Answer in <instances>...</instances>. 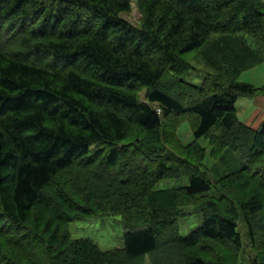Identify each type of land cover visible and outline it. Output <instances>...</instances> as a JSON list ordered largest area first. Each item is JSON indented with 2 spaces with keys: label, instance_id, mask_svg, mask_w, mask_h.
Returning a JSON list of instances; mask_svg holds the SVG:
<instances>
[{
  "label": "trees",
  "instance_id": "obj_1",
  "mask_svg": "<svg viewBox=\"0 0 264 264\" xmlns=\"http://www.w3.org/2000/svg\"><path fill=\"white\" fill-rule=\"evenodd\" d=\"M262 63L264 0H0V264H264V123L235 106ZM109 214L122 247L71 237Z\"/></svg>",
  "mask_w": 264,
  "mask_h": 264
},
{
  "label": "rangeland",
  "instance_id": "obj_2",
  "mask_svg": "<svg viewBox=\"0 0 264 264\" xmlns=\"http://www.w3.org/2000/svg\"><path fill=\"white\" fill-rule=\"evenodd\" d=\"M132 5L133 6L131 11L128 14H124L123 17L126 20H128L130 23L136 24L137 20L139 19V14L134 4ZM257 66H254L248 70L243 71L241 73L242 77L240 81L247 83L246 81H242V80L244 79L247 80L248 74H250V72H253L251 70ZM204 76L205 74L203 72L193 70L185 74L182 77V79L185 82L190 83L192 85L200 86L203 83ZM250 78L251 77H249V79ZM190 134H191L190 126L187 123H183L182 125H180V127L177 128V130H175V133L172 135L173 146L176 149L179 148L181 149L184 145L186 146L191 140ZM200 143L203 144L204 146H207V144L203 140H201ZM170 146H172V144ZM178 152L181 153L180 151ZM211 166H212V162L210 160H207L203 168L205 167L209 168ZM187 183L188 180L186 178L164 179L159 181L155 185V188H171L177 186H184L187 185ZM238 183L240 184V182ZM199 220L200 217H195V216H190L185 219H182L179 223L181 234L187 235L192 229H194L199 224ZM259 221L260 222L258 223V225L261 222H263V216L262 219H260ZM263 226H264V222H263ZM69 231L73 239H90L102 251L113 250L123 246V226H122L121 218L117 214H109L106 216L97 217L89 220L71 222L69 225ZM261 233L264 234V232ZM195 251L201 252L198 250V248L197 249L194 248L191 252L195 253ZM233 252L230 251L229 248L221 249L220 246L212 243V244H208V246L201 253H204V255L212 262H219L221 264H234V263L236 264L235 262L236 260L235 258H233ZM144 264H151L147 256L145 258Z\"/></svg>",
  "mask_w": 264,
  "mask_h": 264
},
{
  "label": "crops",
  "instance_id": "obj_3",
  "mask_svg": "<svg viewBox=\"0 0 264 264\" xmlns=\"http://www.w3.org/2000/svg\"><path fill=\"white\" fill-rule=\"evenodd\" d=\"M250 74L247 76V83L260 87L264 85V64H261L254 69H252ZM245 75V74H244ZM243 75V76H244ZM250 75V76H249ZM239 77V80L241 79ZM249 77H251L249 79ZM236 111L239 120L245 125L251 127L252 129H257L261 124L264 123V96L255 97H240L237 99Z\"/></svg>",
  "mask_w": 264,
  "mask_h": 264
}]
</instances>
